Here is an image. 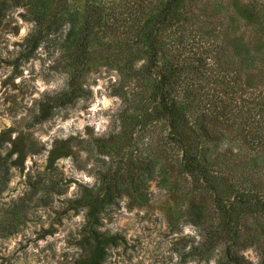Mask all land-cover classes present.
<instances>
[{"label":"rangeland","instance_id":"rangeland-1","mask_svg":"<svg viewBox=\"0 0 264 264\" xmlns=\"http://www.w3.org/2000/svg\"><path fill=\"white\" fill-rule=\"evenodd\" d=\"M7 1L0 10V264H75L87 247L86 204L102 195L104 175L115 169L132 178L101 212L99 229L119 235L104 264H221L223 243L211 249L210 228L188 216L189 199L210 207L209 195L187 192L180 186L187 179L173 186L183 176L168 127L138 118L150 105L154 78L144 69L148 49L136 42L138 27L164 0H37L46 3L43 30L27 57L21 53L37 25L27 0ZM256 1L184 0L187 19L162 31V55L178 61L208 52L212 62L242 72L246 46L252 53L264 48L252 17L244 16L251 2L256 15ZM88 21L94 24L85 59L77 45ZM47 24L58 27L46 30ZM71 82L82 89L78 96L28 124L41 101ZM209 127L213 156L264 177V147L246 146L225 125ZM241 240L239 253L264 264V233L247 230Z\"/></svg>","mask_w":264,"mask_h":264},{"label":"trees","instance_id":"trees-1","mask_svg":"<svg viewBox=\"0 0 264 264\" xmlns=\"http://www.w3.org/2000/svg\"><path fill=\"white\" fill-rule=\"evenodd\" d=\"M21 1L15 0L14 3ZM6 2L0 0V10L6 7L4 4L10 5ZM27 3L37 32L27 38V47L21 53V56L26 57L34 50L38 34L43 30L40 25L44 22L46 7L44 1L38 3L37 0H27ZM256 4V15L253 17L250 10L254 7L251 2L244 10V16L246 19L252 17L251 25L256 39L262 42L264 0H257ZM185 8L184 0H164L157 13L138 27L136 42H143L148 49L144 69L146 74L154 77L149 93L150 105L138 118L142 123L161 120L168 127L166 137L179 149L175 160L178 175L183 176L173 186L179 187L181 180L187 179L189 183L180 185L187 188V192L200 189L209 195L210 207L191 197L189 203L192 211L188 216L195 224L210 228L208 240L211 249L223 243L224 257L221 264H250L238 249L243 244L241 236L247 230L264 233V177L256 169L231 167L219 159L218 154L213 156L210 151L212 134L209 124L225 125L250 148L264 147V48H256L252 53L246 46L242 58L245 69L242 72L234 68L230 70L220 62H212L213 56L208 52L205 55H183L178 61L165 59L162 55L161 33L172 25L186 21ZM66 18L74 23L71 13ZM92 24V21L86 22L84 35L77 45L79 55L85 59L88 58L86 47ZM42 26L46 30L58 27L51 24ZM72 33L70 31L69 36ZM215 56L218 60V54ZM81 91L71 82L67 90L50 97L47 102L41 101L39 112L33 114L28 124L46 120L56 106L71 102ZM11 152L1 160L6 161ZM22 152L19 150L20 155ZM164 169L165 166L161 170ZM5 170L7 173V167ZM130 173L127 169L107 171L104 175V192L86 204L84 239L87 247L75 264H104L107 247L119 235L99 229L102 225L101 212L108 203L114 201V190L118 191L120 183L128 185V179L132 178ZM48 230H44L43 234ZM8 232H11V228Z\"/></svg>","mask_w":264,"mask_h":264}]
</instances>
